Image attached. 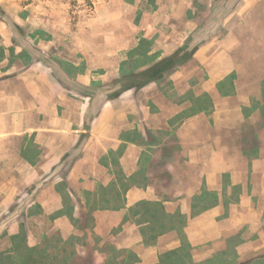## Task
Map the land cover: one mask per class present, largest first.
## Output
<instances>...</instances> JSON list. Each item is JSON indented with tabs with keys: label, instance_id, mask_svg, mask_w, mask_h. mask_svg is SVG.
Masks as SVG:
<instances>
[{
	"label": "crops",
	"instance_id": "obj_1",
	"mask_svg": "<svg viewBox=\"0 0 264 264\" xmlns=\"http://www.w3.org/2000/svg\"><path fill=\"white\" fill-rule=\"evenodd\" d=\"M194 1L104 0L102 22L90 27L91 42L100 36L103 44L101 63L81 51L83 57L72 62L78 70L70 74L65 67L53 69L35 60L18 77L21 88L0 86V146L10 145L12 150L18 139L20 152L30 141L43 149L37 163L42 177H52L53 184L66 181L68 192L79 199L83 192L95 193L99 184L120 188L119 174L134 181L124 208L99 210L94 217L97 226L124 223L113 241L140 256L143 225L135 223L138 216L131 217L130 211L143 200L162 202L169 214L187 217L185 232L193 246L234 240L241 227L255 228L256 239L244 236L246 241L264 242V38L258 36L264 34V0H226L230 5L221 23L226 36L209 38L191 62L210 71L203 77L186 72L189 64L163 83L126 91L116 100L105 94L95 100L89 93L120 77L121 62L142 38L161 34L155 44L165 45L164 56L172 54V44L166 45L170 35L189 34L188 24L175 28L172 19L178 8L189 14ZM114 22L129 24L125 33L133 39L120 38V28L110 26ZM163 36L167 39L162 43ZM45 44L41 46L46 53ZM256 49L260 52L253 53ZM118 55L122 56L116 68L110 58ZM213 64L216 70H210ZM193 88L194 93L189 90ZM204 94L212 95L211 114L199 103ZM206 128L214 132L209 137ZM152 161L161 163V168H151ZM65 165V173L59 174ZM205 191L216 194L217 201L192 217L195 197ZM162 241L165 250L150 249L148 256H142L144 262L157 264L159 253L181 246L174 230L160 235L158 242Z\"/></svg>",
	"mask_w": 264,
	"mask_h": 264
},
{
	"label": "rangeland",
	"instance_id": "obj_2",
	"mask_svg": "<svg viewBox=\"0 0 264 264\" xmlns=\"http://www.w3.org/2000/svg\"><path fill=\"white\" fill-rule=\"evenodd\" d=\"M209 3V0L191 2V9L187 15H184L185 11L182 12L178 8L177 15L172 19L175 24L174 27L185 29L188 26L189 34L187 38L191 35L210 39L225 37L226 33L221 23L224 14L229 9L230 3L226 0H219L214 5ZM239 4L240 1L237 2L236 6ZM104 7H106L104 0H0V86H7L9 89L21 88V81L18 77L32 62L38 59L37 54L34 55L30 50L37 49L41 51L45 49L41 46L45 43V45L49 46V48H46V53L51 59L56 58V62L60 65V67L56 66L57 69H64V64L65 69L70 74L78 70V67L73 65L72 62L83 57L81 51H88L92 56L89 55L91 59L101 63L103 57L100 49L103 44L101 45L100 36H97L98 38L93 39L91 42L90 27L102 22L101 11ZM140 20L141 17L138 16L134 23L139 24ZM124 24V22H114L110 26H114L113 28L118 29L117 31L120 28V32H122L120 38L127 37L130 41L133 39L131 38L132 36L127 32L125 33V31L130 30L129 24ZM232 25H234L235 29H239L238 23L233 22ZM17 26L20 27V30H17ZM66 27L69 28L68 32H63ZM258 36L264 38V34H259ZM170 37L166 45L172 44L174 51L181 45L183 39L184 41L187 39L176 32ZM135 38L134 41L132 40L133 44H135ZM157 38L161 39V34L156 35L153 39H142L146 40L142 50L147 54L136 59L140 67L146 64L150 58L155 60L164 57L162 47L165 45L160 44L157 47L155 44ZM165 39H167V36H163L162 43L165 42ZM135 48L127 52V58L135 51ZM252 51L253 53L260 52L257 49ZM121 56L110 58V62H114L112 63L113 66H117ZM122 63L123 61L121 66ZM189 64L185 71L190 73V75L194 73L196 76L198 74L203 77L210 72L204 67L198 69L197 65L191 64V62ZM216 68V64L210 66V70H216ZM183 86L185 88L188 87L187 85ZM189 90L193 93L196 91L195 88ZM192 92L189 94L191 95ZM200 97L199 103L203 104L207 111L211 110L213 107L212 95L204 94ZM208 113L211 114V111H208ZM213 133V130L206 128V137ZM0 148V151L2 150L0 153V252L10 250L12 247L11 239L13 236L21 235L24 228L27 230V238L30 245L38 244L46 233L52 235L59 232L65 240L78 234L79 236L75 240L77 243L76 248L79 251L80 259L88 262V264L92 261L94 264H105L107 260L118 254L115 250H128L137 255L139 254L134 249L120 248L114 242L115 240L113 241V238H117L124 229V223L114 228H110L107 225L97 226L94 213L91 220L88 221L90 216L87 215V211H89L87 204H93L95 201L99 203L103 196L109 197L116 189L119 190L116 185L109 184L105 186L99 184L95 193L83 192L80 194L81 199L77 195L73 198L68 192V186L70 185L66 181L63 180L60 183L53 184L54 179L52 180V177L46 176L47 179L42 177L43 171L37 167V163L44 150L38 148L32 141H30L23 152H20V141L18 139H14L12 150L10 145H7V147L2 145ZM6 150H8L7 155ZM6 157H8L7 161ZM25 160L29 161V165H27ZM66 169L67 165L61 168L58 173H65ZM195 171L197 172V170ZM39 185L41 186L39 187ZM101 187L107 189V192L111 194L103 195ZM53 192L56 193L55 196H52V194L54 195ZM53 197H56V200ZM197 198L201 199L200 195L196 196L195 199ZM207 202L215 203L216 200L208 196ZM78 203L82 208L77 209L80 206ZM60 206L61 209H58ZM132 209L130 215L134 218L136 215L133 214ZM60 212H63V214L58 215ZM56 215L59 217L54 219ZM73 215L75 218H81L83 226L80 229L74 226L71 219ZM137 216L135 219L137 225H139V222L145 221L141 215ZM175 216H178L177 219H179L180 216L184 215L175 214ZM104 220L106 222L109 221L108 218ZM87 224L94 228L92 230L84 229ZM141 224L143 225V223ZM140 228V232L145 239L143 245L139 247V252H141L143 258L149 255L150 249L154 251L157 249L159 251L165 250V241L159 243L158 238L151 241L152 235L155 233L152 227L144 225ZM183 231L188 244L190 241L185 232V227ZM174 232L181 241V231L174 230ZM236 234L237 238L233 241L209 242L199 246H193L190 243L192 245L190 253L192 256H196L195 259L194 257L192 258L194 263H200L202 262L201 258L216 254V257L212 258H216L217 263L222 257L230 258V260L232 259L241 264L264 254L263 241L256 240V242L250 243L243 238L244 236H254L253 238L256 239L255 228L250 230L241 227ZM163 253H159V258ZM142 256L138 255L140 258V263L138 264H150L149 262L152 260L144 262ZM151 258L154 259L155 256ZM186 261V264H189V260L186 259Z\"/></svg>",
	"mask_w": 264,
	"mask_h": 264
},
{
	"label": "trees",
	"instance_id": "obj_3",
	"mask_svg": "<svg viewBox=\"0 0 264 264\" xmlns=\"http://www.w3.org/2000/svg\"><path fill=\"white\" fill-rule=\"evenodd\" d=\"M16 28L17 30H20L19 26ZM142 39L139 45L135 48V51L129 55V58L123 61L119 78L111 81L106 88L104 86H98L97 88L91 89L89 93L93 99L98 100L101 94H105L108 100H116L126 91H139L151 83L160 84L167 81L172 74L187 66L195 59V55L200 46L203 45L209 38H199L198 35H191L185 39L183 44L172 54L155 60L150 58L146 64H143L140 67L138 61L136 62V59L144 57L147 54L142 50L144 47L143 44L146 41L145 39ZM30 51L34 53V55L37 54V60H42L45 64L51 66L53 69H56L57 65H54L56 63V58L51 59L49 55L45 52H42V50L40 51L37 49H31ZM54 61L55 63H53ZM160 166L161 163L159 162H150V167L155 171L160 169ZM118 184L120 185L119 190L116 189L112 194L107 192V189L101 187L103 195H111L109 197L103 196L101 202L99 203L95 201L93 204H87L89 209V211H87V215L90 216L88 221L91 220L93 213H95L97 210H120L125 207V197L127 191L130 189L132 184H134V181L127 178L124 174L121 176L119 174ZM208 196H211L217 201V196L215 194L212 195L208 191L203 192V194L200 196L201 199L197 198L195 199V203H193L192 217L199 215L203 211H206L215 205V203L207 202ZM69 199L71 200V198ZM201 201H203V204H200ZM132 211L134 215H141V217L144 218L145 221H141L139 224L143 223V226L145 225L153 228L155 233L152 235L153 237L151 241L157 239L160 235L168 231H181V246L177 249L164 252L162 255H160L159 262L157 264H186V259L189 260V264H195L192 259L193 256L190 253L192 245L190 243H186L187 239L183 231L187 224V219L185 216L179 215L180 218L177 219L178 216L171 215L166 212L165 206L162 202H153L148 200H143L138 203L137 206L132 209ZM62 214L63 212L58 213V215ZM58 217L59 216L56 215L54 219ZM71 219L75 227L80 229V227L83 226L81 218H75L73 215L71 216ZM127 219L128 218L125 220ZM87 228L92 230L94 227L87 224L84 226V229L87 230ZM78 236V234H75L68 240H65L61 237L59 232H56L52 235L46 233L38 244L30 245L27 238V230L23 228L21 235L13 236L11 239V249L6 252H0V264H88V262H84L80 259L79 251L76 248L77 243L75 240H77L76 238H78ZM115 251L118 252V254L107 260L105 264L140 263V258L132 251ZM215 259L209 258L197 264H240L237 261L232 259L230 260V258L221 257L218 263ZM89 263L94 264L93 261ZM241 264H264V254Z\"/></svg>",
	"mask_w": 264,
	"mask_h": 264
}]
</instances>
